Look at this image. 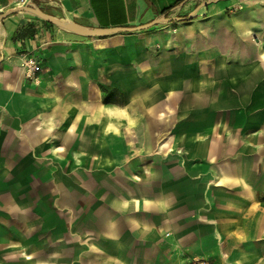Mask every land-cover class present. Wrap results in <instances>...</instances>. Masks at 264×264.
Wrapping results in <instances>:
<instances>
[{
  "label": "crops",
  "instance_id": "0c3cea01",
  "mask_svg": "<svg viewBox=\"0 0 264 264\" xmlns=\"http://www.w3.org/2000/svg\"><path fill=\"white\" fill-rule=\"evenodd\" d=\"M204 1L0 20V264H264V0Z\"/></svg>",
  "mask_w": 264,
  "mask_h": 264
},
{
  "label": "water",
  "instance_id": "95a60500",
  "mask_svg": "<svg viewBox=\"0 0 264 264\" xmlns=\"http://www.w3.org/2000/svg\"><path fill=\"white\" fill-rule=\"evenodd\" d=\"M218 0H206L203 2V4H208L212 2H216ZM17 10H26L29 11L40 18L47 20L57 26H60L62 28H65L67 30H70L72 32H75L77 34H82L86 36H101L113 32H132L136 30L146 29L148 27H151L157 23L163 22V21H169L171 18L161 16L159 18L152 19L148 22L134 25V26H114V27H94V26H87L80 24L78 22L72 21V20H65L61 18H57L53 15H50L43 10H41L39 7L31 6L29 4H23L20 6H16L13 8H10L4 12H0V20L7 16L8 14H11ZM194 12H191L189 16H191Z\"/></svg>",
  "mask_w": 264,
  "mask_h": 264
},
{
  "label": "built area",
  "instance_id": "2783aa9c",
  "mask_svg": "<svg viewBox=\"0 0 264 264\" xmlns=\"http://www.w3.org/2000/svg\"><path fill=\"white\" fill-rule=\"evenodd\" d=\"M20 5L26 4V0H17ZM22 66L25 68V74L32 76L35 72L41 70V65L34 58H26L22 61ZM185 264H213L209 260L203 258H193Z\"/></svg>",
  "mask_w": 264,
  "mask_h": 264
}]
</instances>
